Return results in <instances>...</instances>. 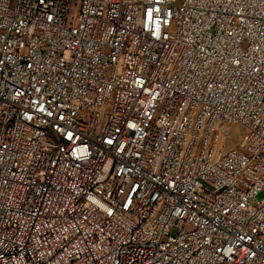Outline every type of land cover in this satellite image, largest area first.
<instances>
[{
	"label": "built area",
	"instance_id": "1",
	"mask_svg": "<svg viewBox=\"0 0 264 264\" xmlns=\"http://www.w3.org/2000/svg\"><path fill=\"white\" fill-rule=\"evenodd\" d=\"M259 194L264 0H0V264H264Z\"/></svg>",
	"mask_w": 264,
	"mask_h": 264
},
{
	"label": "rangeland",
	"instance_id": "2",
	"mask_svg": "<svg viewBox=\"0 0 264 264\" xmlns=\"http://www.w3.org/2000/svg\"><path fill=\"white\" fill-rule=\"evenodd\" d=\"M227 133L229 135L228 140L224 141L223 145H226V151L232 149H238L239 143L243 136L245 135V130L239 125H230L227 127ZM264 198V194H259L257 196L258 200H262Z\"/></svg>",
	"mask_w": 264,
	"mask_h": 264
}]
</instances>
